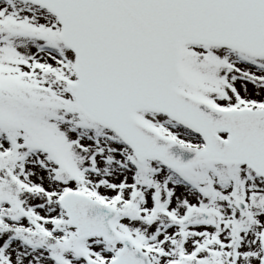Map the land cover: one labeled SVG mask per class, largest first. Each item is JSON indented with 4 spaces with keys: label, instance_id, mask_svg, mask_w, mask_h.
I'll list each match as a JSON object with an SVG mask.
<instances>
[{
    "label": "snow or ice",
    "instance_id": "6c2138e0",
    "mask_svg": "<svg viewBox=\"0 0 264 264\" xmlns=\"http://www.w3.org/2000/svg\"><path fill=\"white\" fill-rule=\"evenodd\" d=\"M0 264H264V0H0Z\"/></svg>",
    "mask_w": 264,
    "mask_h": 264
}]
</instances>
